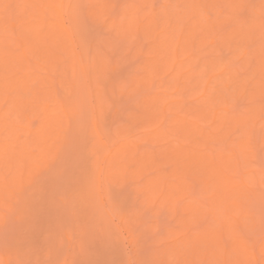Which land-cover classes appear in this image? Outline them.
Segmentation results:
<instances>
[{
    "label": "bare ground",
    "instance_id": "1",
    "mask_svg": "<svg viewBox=\"0 0 264 264\" xmlns=\"http://www.w3.org/2000/svg\"><path fill=\"white\" fill-rule=\"evenodd\" d=\"M135 1L0 0V201L11 186L27 178L32 163L37 162L32 146L40 148L39 161H47L52 140L77 145L85 138V161L93 155V168L85 167L82 179L73 184L75 194L72 187L68 190V202L84 200L86 210H81L88 222L93 221L104 191L111 188L106 181L121 188L138 175L142 181L134 191L150 205L179 215L178 225L188 226L204 203L210 207L213 224L205 221L202 234L186 235L181 244L167 248L171 252L178 249L177 264L197 260L264 264L257 254L264 252V241L257 245L251 241L257 238L251 239L244 231L253 225L256 230L257 221L262 220L256 204L264 201V169L257 163L259 146L264 143V0H252L248 8V0H175L173 4L169 0L164 4V0L160 8L149 0ZM115 8L119 12L112 15ZM85 19L106 27L117 43L107 46L106 38L89 39ZM141 38L147 47L142 48ZM105 46L121 60L141 55L139 72L119 81L112 72L109 75L120 68L105 59ZM223 51L229 54L224 56ZM165 75L169 79L163 82ZM55 83L63 86L62 100ZM165 84L171 92L148 93L136 101L137 110L116 108L113 114L120 121L124 116L128 120L119 123L118 137L138 126L141 141L157 144V148H146L141 142L113 147L108 141L109 153L99 161L100 147L105 146L100 119L108 92L113 93L114 87L121 93L155 86L165 89ZM233 98L247 99L244 110L230 109ZM171 136L176 140L166 141ZM262 153L264 157V149ZM116 190L114 197L120 192ZM27 206L25 201L19 219H25ZM86 226L88 236L91 230ZM64 233L69 242L68 232ZM227 237L231 239L228 245ZM61 239L60 244H66ZM86 239L82 237L84 244L94 240L91 237L86 243ZM82 245L80 252L86 247ZM87 252L78 258L85 264ZM65 255L58 257L60 264H71L64 262Z\"/></svg>",
    "mask_w": 264,
    "mask_h": 264
},
{
    "label": "rangeland",
    "instance_id": "2",
    "mask_svg": "<svg viewBox=\"0 0 264 264\" xmlns=\"http://www.w3.org/2000/svg\"><path fill=\"white\" fill-rule=\"evenodd\" d=\"M149 1L150 4L154 3V6L152 4L154 8H160L161 4H163L164 2V0ZM174 1L175 0H169L170 4H173ZM249 1L250 0L247 1L248 4L247 2H245V6L247 4V8L248 6H252L253 2L257 0L253 2L251 0L252 4ZM167 2L168 0L165 1L164 4ZM174 4H176V2ZM148 6L149 8H153L150 5ZM118 12L119 9L115 8L111 12V14L117 15ZM245 12L246 10H244V12L240 14L244 15ZM210 13L213 14L212 12ZM248 13H250L249 9L247 11V14ZM88 20L89 19H85L84 21L87 22L85 23L83 21V23L88 29L89 39L97 41V39L101 37L106 38L107 46H110L112 43L115 44V42L117 43V39H115L116 37L114 38V35L109 34V30L106 27L100 26V24L97 25L98 27H96L95 25H92L93 22L91 24ZM110 35L113 36V38L110 37ZM126 42L129 43V41L127 40ZM140 42H142V48L147 47L148 42L146 40L141 38ZM126 46H128V44ZM110 49L111 48L106 49L105 46V59H108L112 65H116L120 69L119 71L111 70L109 75H111L112 73L115 74V78L116 76L117 78H120L117 80L119 81L122 79L128 80L130 77L129 75H133L136 72H139L136 70L142 61L141 55H130L127 60H125L124 58V60H121L122 57L116 54L113 55V52L115 51ZM223 53H225V55L223 54L224 56H227L228 52L223 51ZM117 57L120 59L118 62H115V59ZM235 65L237 66L238 63H235L234 66ZM168 79L169 75H165L162 81L165 82ZM166 86L167 85L165 84V87ZM55 88L57 89L59 99H64L63 97L65 95V92L63 86L59 83H55ZM171 91L172 90L170 86L166 87L165 89H160L159 87L155 86L150 90L141 88L138 90H131L129 92L124 91L123 93L119 92L118 87H114L113 93L108 92L109 94H107V97H105V104L103 103L105 105V108L103 109V113L101 114L100 119L102 134L101 139L102 141H105V146L100 147L101 149L99 153V161L103 160L104 154L106 156L109 153V147L106 146L108 141V145H113V147L122 142H128L133 144L134 146L141 142L142 146L146 148L156 149L157 144H151L150 142L141 141V129L138 126H134L133 129L129 130V133L125 136L118 137L117 127L119 123L121 121L122 123H128V120L125 116L121 121L115 118L113 115L114 110L117 108L125 112L135 111L137 110V107L135 106L136 101L141 99V97H143L144 95L155 92H165L167 94V92L169 93ZM246 104V98H233L230 99L229 107L234 111H242L244 110V106ZM32 117L34 125H37L38 119H36L34 115ZM91 122L92 116L89 125L90 129L92 127ZM167 124L168 123L166 121L163 124V127L166 128ZM71 137L72 132L70 131L68 138L70 139ZM176 138V136H171L167 138L166 141L172 142L175 141ZM84 140L86 139H82L80 141L81 143L77 145H68L63 141L52 140L49 145L51 153H49L48 155V162L42 160L39 161V154L41 153L39 152V147H31V150L38 158L37 162L32 163L31 171L28 173L27 178L21 179L19 183L11 186V189L8 192L4 193L5 195L3 197V200L0 201V264H60L59 259H61V255L64 256L66 253L67 255L63 257L64 259L66 258V261L63 260L65 263L69 261L68 263L71 264H85L82 263V259V261L80 259L79 261L78 258L84 255L82 254V252L84 253L87 251L92 254L89 256V252L85 253L86 255H88L89 260L91 259V264H97V262L98 264H166V260H168L167 262L170 261V264H172V262L174 264L176 260L175 264H177L178 257L177 259L175 257L176 254H178V249L173 250V252L169 250V252L167 248L172 246V244H174L175 242H178L177 244H181V241L187 238L186 235L189 236L192 233L202 234L204 232L202 228L205 225V221L206 224L207 221H212V216L209 214L210 207H204V205L206 204L204 203L200 215L197 218L192 217L191 222L188 226L178 225L179 215H175V213L173 214L172 212H170V210H167L166 207L157 205L156 207H154L150 205L144 200L143 195L134 191V186H136L137 184L139 185L142 181V179L137 175L131 180H126V182L123 184V187L120 186L121 188H119L118 186L114 188L109 183V181H106L109 184L107 188H111H108L104 191L101 202L98 196L99 202L94 209L95 211L93 214V221L88 222V220H86L87 217L84 216V210H86V208L82 207L84 205V200H81L83 202H77L75 198H71L73 200L68 202V190H70L71 187L73 189H76L75 183L79 182L82 179L83 172H85V167L93 168V165L91 166L93 162L91 161L93 160V155L91 156L90 161H85V154L87 152L85 151V148L82 149V141L84 142ZM259 141H261V139ZM186 145L187 144H185L184 146ZM263 149L264 143L259 146L258 154L260 156L257 163H259V166L264 169V157L262 153ZM105 164L106 161L104 163L102 162V165ZM133 165L134 164H132V166ZM1 172H4L3 168H1ZM103 180L102 182H104ZM116 188V191L120 189V192L116 194V197H114L112 195V192ZM75 189L74 191H72L74 192V194L76 193ZM178 197L179 195L177 196L178 203L182 204L183 200ZM25 201L28 202L27 207H29V209L24 214L25 219H23V216H21L22 219H19L20 210L24 211L23 209H26V207L23 208V203ZM81 208H83L84 210L82 211ZM256 208L257 213L261 214L260 210L264 208V201L258 202L256 204ZM73 211H76L74 212V214H77L78 212L79 213L77 215H74L73 213H71ZM81 213L83 214L81 215ZM21 220L24 221L22 222ZM261 221H257V223H259L257 225H260ZM213 222L214 221L210 223L213 224ZM86 225L91 228L89 229ZM257 225L255 228L257 231H259L258 234L256 233V230H253L254 225L248 231H244L246 236L249 235L251 239L255 240L257 238L255 241L251 239L250 240L259 245L262 243V241H264V232L260 233L261 230L264 231V221H262L261 224L263 227H257ZM85 226L87 227L88 231L91 230L89 231L88 236L84 234L86 231L83 227ZM151 226H154L155 229ZM168 229H173V231L167 232ZM64 232H68L67 236L70 237L69 242L67 241V237L65 238L63 236V234H65ZM254 232L257 234V237L253 235L255 234ZM90 234L91 236H89ZM103 235L105 236V239H103ZM84 236L85 238L87 237L86 243L91 239V237H93L94 240L91 239L89 242L91 243V241H95L98 244L92 242V245H90V243H87L89 246L87 247V244H84L85 242L82 241V237ZM61 237H63L66 244H60V242H62ZM100 239L104 241V245H101L103 241H101ZM228 239L224 240L227 245L231 241L230 238ZM83 240L85 239L83 238ZM57 244L59 246H65L63 247V249H61V246L59 248ZM81 244H83L81 248H83L85 245L86 249L91 250H86L85 248H83L82 252H80ZM91 246H95L94 248L96 249L93 248L95 252H93L94 250L91 248ZM213 248L216 249L217 246H213ZM154 250H157L159 253L160 251H162L160 254L156 252L157 254H159V258L157 257L158 255ZM163 250L166 251L164 252ZM192 250L193 249H190L189 251ZM258 250L259 248L257 247V251ZM163 252L166 253V256ZM182 253L183 256H186L184 251ZM260 253H263V255ZM153 254L156 256H154ZM169 254L173 256L172 257L170 255V257L173 258H171L172 261L169 260ZM257 254L260 260L264 259V252L259 250ZM17 256L19 259L17 258ZM260 256H262V258ZM58 257L60 258L58 259ZM166 257L167 259L164 260ZM77 260L79 261V263L76 262ZM89 260L86 264H90ZM194 264L207 263L197 260ZM215 264H218V262H215Z\"/></svg>",
    "mask_w": 264,
    "mask_h": 264
},
{
    "label": "snow or ice",
    "instance_id": "3",
    "mask_svg": "<svg viewBox=\"0 0 264 264\" xmlns=\"http://www.w3.org/2000/svg\"><path fill=\"white\" fill-rule=\"evenodd\" d=\"M228 7H232V5H229ZM261 216H262V221H264V208L261 209Z\"/></svg>",
    "mask_w": 264,
    "mask_h": 264
}]
</instances>
